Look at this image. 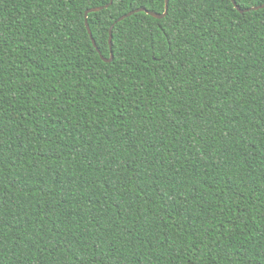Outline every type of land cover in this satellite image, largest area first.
Returning <instances> with one entry per match:
<instances>
[{
    "label": "trees",
    "instance_id": "obj_1",
    "mask_svg": "<svg viewBox=\"0 0 264 264\" xmlns=\"http://www.w3.org/2000/svg\"><path fill=\"white\" fill-rule=\"evenodd\" d=\"M109 3L0 0V264H264V8Z\"/></svg>",
    "mask_w": 264,
    "mask_h": 264
},
{
    "label": "water",
    "instance_id": "obj_2",
    "mask_svg": "<svg viewBox=\"0 0 264 264\" xmlns=\"http://www.w3.org/2000/svg\"><path fill=\"white\" fill-rule=\"evenodd\" d=\"M112 1H113V0H110L109 5L112 4ZM231 2H232V4H233V6L235 7V9H236L239 13H244V12H248V11H251V10H258V9H262V8H264V4H263V5H261V6L252 7V8H250V9H246V10H241V9L236 5V3L233 2V0H231ZM109 5H108V6H109ZM166 5H167V11H168V2H167V0H165V7H166ZM108 6H105V7L90 8V9H88V10L85 12V14H84V18H85V26H86V30H87V32H88V35H89L90 40H91V42H92V45L94 46V48H95L96 51L98 52L100 58H101L104 62H108V63H109V62H111L112 59H113V54H112V51H111V50H112V29H113V26H114V25H112V26L110 27V29H109L108 45H109V50H110V57H109L108 59H106V58H104V57L101 55V53L99 52V50H98V48H97V46H96V43H95V41H94V39H93V37H92V33H91V30H90L89 25H88V22H87V17H88V14H89V13H95V12L101 11V10H103L104 8H108ZM139 12H144V13H146L147 15H149V16H151V17H153V18H156V19H162V18H164V17L166 16V14H167V13L165 14V8H164V12H163L162 14H157V13H154V12L148 11V10H146L145 8H140V9L133 10V11H131V12H129V13H127V14L121 16L120 18H118L117 22H120V21L126 19L127 17H130V16H132V15H134V14H136V13H139ZM117 22H116V23H117Z\"/></svg>",
    "mask_w": 264,
    "mask_h": 264
},
{
    "label": "snow or ice",
    "instance_id": "obj_3",
    "mask_svg": "<svg viewBox=\"0 0 264 264\" xmlns=\"http://www.w3.org/2000/svg\"><path fill=\"white\" fill-rule=\"evenodd\" d=\"M115 2V0H113V3ZM168 3H170V0H167ZM233 2H235V0H233ZM167 13V5L165 7V14Z\"/></svg>",
    "mask_w": 264,
    "mask_h": 264
}]
</instances>
